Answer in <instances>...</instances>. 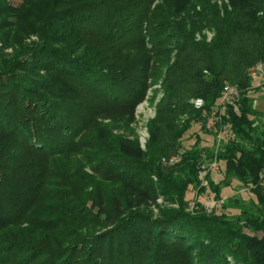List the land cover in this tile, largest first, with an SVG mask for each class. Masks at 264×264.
Segmentation results:
<instances>
[{
    "label": "trees",
    "instance_id": "1",
    "mask_svg": "<svg viewBox=\"0 0 264 264\" xmlns=\"http://www.w3.org/2000/svg\"><path fill=\"white\" fill-rule=\"evenodd\" d=\"M26 1L23 16L0 0V264H264L249 75L264 62V0H228L224 13L206 0ZM17 20L36 39L12 35ZM160 80L143 147L131 124ZM225 82L243 96L225 111L234 136L217 158L256 202L188 211L191 185L221 199L202 167L214 148L193 127Z\"/></svg>",
    "mask_w": 264,
    "mask_h": 264
},
{
    "label": "rangeland",
    "instance_id": "2",
    "mask_svg": "<svg viewBox=\"0 0 264 264\" xmlns=\"http://www.w3.org/2000/svg\"><path fill=\"white\" fill-rule=\"evenodd\" d=\"M7 2L13 4L16 9H19V14L24 12L26 13L27 9L25 8L27 1L26 0H6ZM26 1V3H25ZM29 1V0H28ZM211 5L216 6L219 8L223 13L225 10V7L228 5V0H206ZM200 8V7H199ZM198 8V9H199ZM24 10V11H23ZM23 11V12H22ZM16 18V17H15ZM27 31L21 29L20 23H18L15 26V28H12V35H16L17 39L23 40L24 42L28 43L31 40L36 39V36H33L30 34V36H27ZM202 34L207 35V40H211L213 37L214 32L209 29L205 28L202 31ZM29 35V34H28ZM198 39L201 38L200 34L196 35ZM13 50L12 47L7 48L6 52L11 53ZM162 81H158L157 83L153 84L151 88H149L146 98L143 102H141L137 108H136V119L131 124V126L135 129V132L138 136L141 135L142 132L145 131V129L148 131V122L153 119L156 115V106L160 98L163 96V90L161 87ZM250 98L252 100V103L254 107L258 110V114L255 116L256 119V125L258 126L259 130H262L264 128V76H260L257 79H253V85L252 89L250 91ZM193 131L200 132L201 138H202V145H207L211 149L214 145V138L212 134L202 132L198 128L193 127ZM149 133V132H148ZM149 138V137H148ZM196 141V138L193 137L190 140V143L193 144ZM211 176L214 180V183L221 184V196L220 198L223 200V202L227 203L229 205L235 204L234 202L238 201V203L241 206H248L253 207L254 202H256V198L249 187L245 186L241 181H239L236 177H231L229 179L225 178V173L223 169V162L221 161V167L217 171H211ZM206 183V181H205ZM194 185H191V190L187 194L188 201L193 196L194 193ZM214 194V193H213ZM187 201V204H188ZM159 203V206H171L175 205L171 202H169L167 199H164L163 197H160V199L157 201ZM154 214L156 215L158 213V208L155 207L153 209ZM222 211H226L225 208H223ZM220 211V212H222ZM236 213L235 216L238 215L239 209H233V211L230 214ZM247 232H249V229H246ZM235 264V263H231Z\"/></svg>",
    "mask_w": 264,
    "mask_h": 264
},
{
    "label": "built area",
    "instance_id": "3",
    "mask_svg": "<svg viewBox=\"0 0 264 264\" xmlns=\"http://www.w3.org/2000/svg\"><path fill=\"white\" fill-rule=\"evenodd\" d=\"M249 75L252 79L264 76V62H259L252 66ZM242 96L243 91L237 85L225 82L218 102L209 109L203 118L195 122L196 128L203 129L207 133L212 134L214 138V156L202 165L205 172L217 171L221 167V161L217 158L218 152L222 150L223 146L234 136V129L224 120V114L228 107H231L234 111L238 112ZM190 102L197 109H202L205 105L203 98L200 97L192 98ZM148 137L149 133L145 129V131L139 136L140 143L143 147L145 146ZM180 159V156L174 155L168 160H164L166 163H176ZM204 184L205 181L202 182V185ZM194 190L193 196L187 204L188 211L195 210L199 206V202H202L204 210L207 213H217L223 210V200L215 198L210 190L203 194L199 193V188Z\"/></svg>",
    "mask_w": 264,
    "mask_h": 264
},
{
    "label": "water",
    "instance_id": "4",
    "mask_svg": "<svg viewBox=\"0 0 264 264\" xmlns=\"http://www.w3.org/2000/svg\"><path fill=\"white\" fill-rule=\"evenodd\" d=\"M175 206V205H174ZM177 206V205H176Z\"/></svg>",
    "mask_w": 264,
    "mask_h": 264
}]
</instances>
